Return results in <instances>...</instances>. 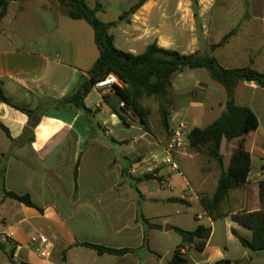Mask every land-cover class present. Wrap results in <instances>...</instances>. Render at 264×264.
<instances>
[{
	"label": "crops",
	"instance_id": "obj_1",
	"mask_svg": "<svg viewBox=\"0 0 264 264\" xmlns=\"http://www.w3.org/2000/svg\"><path fill=\"white\" fill-rule=\"evenodd\" d=\"M17 1H10L0 20V88L12 103L36 109L40 98L59 99L73 90L81 76L87 77L98 57V50L93 34L90 35L86 25L81 23L83 20L71 19L69 23L58 19L59 11L66 13L55 0L39 3L24 0L20 4ZM105 1L108 0H85V3L90 8L98 6L96 14H101L105 10ZM211 2L213 0H197L199 17L211 7ZM190 7L191 0L146 1L128 21L123 22L125 27L121 34L128 45L127 52L140 54L137 49L143 52L152 42L173 49L174 40L167 35L175 33V30L166 27L178 25L184 11L190 13L192 20L194 16ZM261 9L264 11V2ZM27 13L35 19L32 23L36 25L34 33L14 24L23 21L21 17ZM251 24L246 23L244 27L245 44L234 49L238 55L244 54L240 55L246 61L244 66L249 64L250 56L259 58L262 68L258 71L264 72V49L256 50L255 46L249 45L257 41L256 35L254 38L247 35ZM261 26V42H264V15ZM116 27L120 39V22L112 28ZM112 28L109 33L117 48L115 37L110 32ZM256 65L257 62L252 67L255 69ZM94 90L93 87L84 99L90 120L71 107L50 108L40 117L38 124L31 127L25 114L0 102V122L9 132V137L2 130L3 135H0V176L3 170L4 188L18 195L28 194L32 203L41 209L25 206L10 198H0V237L6 239L5 242L0 239V244L2 249L8 247L11 250L12 257L5 264H71L74 260L76 264H85L84 257L97 264H104V260L110 261L109 264H141L138 251L147 242L146 229L152 228L141 225L138 213L148 219L152 217V212H148L150 207L155 213L157 210L153 208L165 212L169 202L176 200L184 205L187 201L196 202L203 212L198 194L194 193L199 190L178 179L179 175L162 163L163 150L152 149L137 140L132 154L135 156L123 157L128 166L120 165L116 157L105 154L111 149L100 134L93 133L92 117L104 131V137L109 136L111 144L116 146L120 139L111 133L117 122L129 127L138 123L130 112L121 113L123 119H120L117 115L119 104L111 92L99 90L96 92L97 103L90 106L88 99ZM104 94L109 96L108 102L103 101ZM237 105L246 104L238 102ZM114 114L117 116L111 118ZM27 128L31 132L26 131ZM142 132L139 139L147 134ZM137 161H142L143 165L139 166ZM76 164L77 178L74 182ZM152 168L157 179L137 180L142 172L150 173ZM135 173L137 177H132ZM124 176L133 180L137 196L130 193L127 186L131 187L132 183L127 184ZM163 182H167V186L161 187ZM173 189H177V196L172 194ZM164 190H168L169 195L162 194ZM198 225L200 222L196 227ZM160 226L162 231L169 227L166 222ZM236 231L240 234L238 229ZM35 235H42L50 242L48 257L34 251L36 244L31 243L30 238ZM90 237L93 240H89ZM208 241L202 252L203 262L224 261L222 252L209 250ZM83 242L133 251L123 256L99 255L92 249L77 245ZM132 242L136 244H129ZM148 250L152 253L149 247ZM151 253L148 264H156L152 261L156 255ZM158 256L159 261L164 258L163 255Z\"/></svg>",
	"mask_w": 264,
	"mask_h": 264
},
{
	"label": "rangeland",
	"instance_id": "obj_2",
	"mask_svg": "<svg viewBox=\"0 0 264 264\" xmlns=\"http://www.w3.org/2000/svg\"><path fill=\"white\" fill-rule=\"evenodd\" d=\"M23 1L24 0H18L17 3L20 4ZM33 1L37 3L42 2V0ZM135 1L136 0L105 1L104 13L96 14V17L100 21H116L119 15ZM263 2L264 0H213V2H211V7L209 6L201 17L198 16L199 6L197 4L195 8L197 17H193L191 20L190 13L184 11L185 13L181 16L178 25L166 27L172 31L175 30V33L171 32L167 36L173 38V49L180 53H203L212 50L217 60L224 68L244 66L246 61H244V57H240V55L244 54L238 55L239 53L235 52L236 49L234 48L245 44L244 40L247 36H245L244 27L246 23L251 24L254 22L248 26L247 35L249 37L253 36V38L254 35H256L257 41H253L249 45L255 46L256 50L264 49V42H261L260 35L262 28L261 18L264 15V11L261 9ZM190 8L192 10V7ZM29 13H31V10ZM29 13L21 17L23 21H18V23L16 22L14 24L18 26L17 28H29V32L34 33L36 25L32 23L35 19L31 18ZM130 17L131 16L128 18ZM58 19L61 21H68L69 23L72 21L67 15L60 11L58 13ZM124 22H126V20ZM81 23L86 25L87 31L92 35L93 32L91 27L85 21ZM124 27L125 24L120 22V39L117 27L112 28L110 32L115 37L117 49L127 52L128 45L121 34V29ZM68 32L71 33V31ZM226 35H229V37L221 43L223 37ZM137 52L141 53L142 49H137ZM249 59L248 65L252 67V65L257 62L255 69L259 70L262 68L259 58L250 56ZM96 92H99V90H94L88 99L92 107L97 103ZM235 99L237 100V104L238 102L244 103L246 104L244 106L250 108L254 112L258 120V125L255 132L245 136L244 148L250 153L252 159V166L248 178L241 187L228 192L221 205V211L230 214L262 210L264 207V201H261L259 196V187L261 184H263L264 189V89H261L253 83H240L236 88ZM224 100L225 94L223 88L218 83L211 80L204 69L184 70L181 74H177L173 77L172 86L165 96L159 98H142L141 103L148 108L150 112L148 116L149 131H145L147 134H144L142 138L139 139L140 135L143 133V129L139 124H133V127H129L121 121H118L116 128H112L113 131L111 134L115 136V138L120 139V144L117 146L113 145L110 142V137H104V131L98 127L97 121L92 117L91 123L93 133L100 134L101 137L107 141L106 144L111 150L106 152V155L114 156L120 162V165L128 166L123 157L135 156L132 154L137 140L138 143L142 141L146 146H150L152 149L163 150L168 146L177 126L181 124L185 137L191 128H203L207 126L217 118L223 110ZM160 105L169 113L170 130L164 129L161 125L159 115ZM83 115L84 118L90 120L89 116ZM0 135H3L1 129ZM237 144L238 140L229 142L224 140L222 142L220 153L223 155V161L222 164L219 165L215 160L207 156L205 149L191 148L185 139L183 144L178 147L175 146L171 151L172 160L177 164L181 175L175 170L174 173L175 175H179L177 176L178 179H183L185 182H188L192 188L195 187L199 190L198 192H194L196 195L198 194V199L202 197H211L216 188L219 173L228 165L230 155L237 147ZM129 153L130 155H128ZM138 165L142 166L143 162H138ZM136 173L132 177H137ZM140 175H144V172ZM123 178L128 181L127 184L132 183V186L130 187L128 185L127 188L132 195L137 196L135 189L136 185L133 183V180L126 176ZM164 184V187L167 186V182H164ZM176 190L177 189H173L172 194L174 196H177L175 195ZM161 193L169 195L168 190H164ZM1 197L2 189L0 181V198ZM167 207L168 210L165 212L159 210V208H153L154 211L157 210V214L151 211L152 207H150L148 212H152V217L147 220L157 225H162L166 222L169 226H174L186 231L194 230L196 224L200 222L201 225H206L211 228L212 233L208 241L209 250L212 251L213 249H217L222 252L225 259L223 264H264V250L251 251L246 249L242 247L239 241L231 234V229H238L240 234L246 239L251 237L249 230L233 223L229 216L219 218L210 223L204 210L203 213L196 202L191 203L187 201V204L184 205L179 200H176L169 202ZM159 213H163L166 216H160ZM198 216H201V218H198ZM141 225L144 227L142 222ZM145 236L147 242L144 248L138 251L141 257V264L149 263L148 255L151 252L148 250V247L152 251L151 254L155 253L154 255L160 254L164 256L160 261L158 259L160 257L156 256V258H152L154 263L168 264L173 256L174 250L181 243L180 236L171 230L162 231L154 228L149 230L146 229ZM89 240H93V237H90ZM129 244L136 243L132 242ZM183 248L184 249L181 250L180 253L182 258L187 260L186 264H208L203 262L204 257L202 252H197L188 245ZM11 258V250L8 247L2 249L1 246L0 264L7 263L8 259L11 260ZM84 261L85 264H97V262H93L89 257H84ZM103 263L109 264L110 261L104 260ZM15 264L19 263L15 262ZM71 264H76L75 260L71 262Z\"/></svg>",
	"mask_w": 264,
	"mask_h": 264
},
{
	"label": "trees",
	"instance_id": "obj_3",
	"mask_svg": "<svg viewBox=\"0 0 264 264\" xmlns=\"http://www.w3.org/2000/svg\"><path fill=\"white\" fill-rule=\"evenodd\" d=\"M10 1L0 0V20L4 16ZM55 1L64 8L70 19L83 20L92 28L94 44L98 50L97 59L87 72V77L81 76L73 90L59 99L40 98L38 107L29 109L12 103L0 88V102L25 114L30 119L31 127L36 126L40 117L50 108L71 107L88 116L90 111L85 107L84 99L97 82L103 80L108 74H114L122 82V85H113L112 97L117 100L118 104L123 102L127 111L136 117L139 126L148 132L150 112L141 103L142 98L163 97L171 88L172 79L175 75L181 74L184 70L204 69L210 79L218 83L224 90L223 110L207 126L191 128L186 136L188 145L191 148L205 149L207 156L221 165L223 161V155L220 153L222 141L238 140V144L230 155L228 165L220 171L213 194L208 198H200L199 203L211 221L229 216L232 222L250 231L251 237L246 239L235 229H231V234L242 247L251 251L264 250V207L262 210L235 214L221 211L222 202L228 192L241 187L248 178L252 165L251 155L244 148L245 136L255 132L258 125L257 117L250 108L236 104V88L240 83H253L264 89V72H260L250 65L224 68L212 50L203 53L183 54L173 49L160 47L156 42L148 44L144 51L137 55L117 49L114 46L113 37L109 33L110 28L115 27L118 22L128 21L127 18L133 15L148 0H137L119 16L117 21L109 23L100 21L96 17L98 6L90 8L85 0ZM196 5L197 1L191 0L194 17H197ZM228 37L229 35L223 37L221 43L227 40ZM102 99L104 102H108L109 96L104 94ZM117 115L120 119H123L121 113H117ZM159 115L162 127L169 130V113L162 105L159 106ZM0 129L9 137L8 129L1 122ZM77 167L76 164L73 169L74 182L77 178ZM152 179H157L155 172L137 178V180ZM1 189L3 198H10L25 206L41 210L32 203L28 194L18 195L5 190L3 170ZM259 189L260 199L264 201L263 184L260 185ZM138 218L142 224L150 228H162L160 225L150 223L140 213H138ZM167 229L175 232L181 238V243L174 250L168 264H186L187 260L182 258L180 250L188 245L197 252H203L211 235V228L204 225H198L192 231L174 226H169ZM77 245L92 249L99 255L123 256L133 251V249L128 248L114 249L87 242L78 243ZM223 263L224 261L220 260L214 264Z\"/></svg>",
	"mask_w": 264,
	"mask_h": 264
},
{
	"label": "built area",
	"instance_id": "obj_4",
	"mask_svg": "<svg viewBox=\"0 0 264 264\" xmlns=\"http://www.w3.org/2000/svg\"><path fill=\"white\" fill-rule=\"evenodd\" d=\"M113 85L116 86H121L122 82L114 75V74H108L103 80L97 82L94 85V88L100 90V91H108L111 92ZM126 113L128 112L127 109L125 108L123 102L119 103V113ZM117 115H111V118H115ZM186 139L185 137V133L183 131L182 126L179 125V127H177L176 130H174L173 132V136L172 139L170 140V142L168 143V146L163 149V153H164V158L162 163L169 165L171 167L172 170H175L178 172V174L181 175V173L178 170V166L177 164L172 160L171 157V151L175 146H180L181 144H183L184 140ZM154 168V167H153ZM152 169H149V172L153 171ZM164 182L161 183V187H164ZM0 239L2 241L5 242V237H0ZM31 243L36 244L34 251L42 256V257H48L50 255L49 252V247H50V242L48 241V239L42 235H35L32 236L30 238ZM183 250V249H181ZM180 250V252H181Z\"/></svg>",
	"mask_w": 264,
	"mask_h": 264
},
{
	"label": "water",
	"instance_id": "obj_5",
	"mask_svg": "<svg viewBox=\"0 0 264 264\" xmlns=\"http://www.w3.org/2000/svg\"><path fill=\"white\" fill-rule=\"evenodd\" d=\"M26 131H29V132H31V129L27 128V129H26Z\"/></svg>",
	"mask_w": 264,
	"mask_h": 264
}]
</instances>
